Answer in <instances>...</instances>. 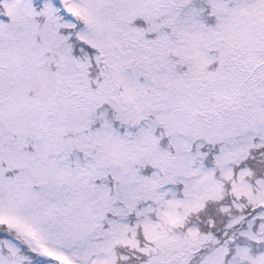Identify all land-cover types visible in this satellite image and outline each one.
<instances>
[{
    "label": "snow or ice",
    "instance_id": "obj_1",
    "mask_svg": "<svg viewBox=\"0 0 264 264\" xmlns=\"http://www.w3.org/2000/svg\"><path fill=\"white\" fill-rule=\"evenodd\" d=\"M0 264H264V0H0Z\"/></svg>",
    "mask_w": 264,
    "mask_h": 264
}]
</instances>
